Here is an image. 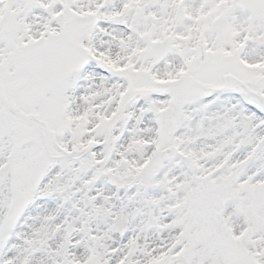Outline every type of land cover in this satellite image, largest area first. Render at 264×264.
I'll list each match as a JSON object with an SVG mask.
<instances>
[{
    "label": "snow or ice",
    "instance_id": "snow-or-ice-1",
    "mask_svg": "<svg viewBox=\"0 0 264 264\" xmlns=\"http://www.w3.org/2000/svg\"><path fill=\"white\" fill-rule=\"evenodd\" d=\"M0 264H264V0H0Z\"/></svg>",
    "mask_w": 264,
    "mask_h": 264
}]
</instances>
